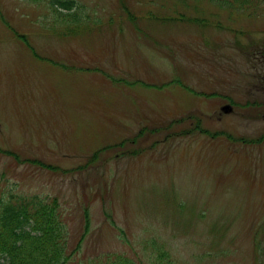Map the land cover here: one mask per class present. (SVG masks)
Segmentation results:
<instances>
[{
	"label": "rangeland",
	"instance_id": "374dc122",
	"mask_svg": "<svg viewBox=\"0 0 264 264\" xmlns=\"http://www.w3.org/2000/svg\"><path fill=\"white\" fill-rule=\"evenodd\" d=\"M79 1L61 34L0 0V194L56 197L73 248L86 209L74 263L264 264V0Z\"/></svg>",
	"mask_w": 264,
	"mask_h": 264
},
{
	"label": "trees",
	"instance_id": "16d2710c",
	"mask_svg": "<svg viewBox=\"0 0 264 264\" xmlns=\"http://www.w3.org/2000/svg\"><path fill=\"white\" fill-rule=\"evenodd\" d=\"M159 0H153L158 6ZM186 0H183L185 2ZM195 2L198 0H194ZM210 2H220L228 7H233L237 0H203ZM247 2V0H242ZM39 9L45 7V16L42 18L47 27L55 33L65 34L72 28L78 32L83 24L91 22L90 15L79 0H28ZM119 7L126 11L129 19L135 21V16L129 13L128 7H125L121 0ZM162 3V1H161ZM118 4V3H117ZM163 5V4H162ZM180 11V10H178ZM128 12V13H127ZM169 16L175 20L185 19L183 12L170 11ZM47 15V17H46ZM192 16V15H190ZM134 17V18H133ZM41 18V16H40ZM187 18L192 21L204 20L198 18ZM98 17L96 21H98ZM50 22V23H49ZM99 22V21H98ZM18 38L25 40V34L13 30ZM25 46L33 54L40 58L34 49L25 40ZM257 51L264 55V48L259 47ZM254 51V50H252ZM256 52V51H255ZM49 59V58H47ZM89 69V68H88ZM40 165L51 168L52 166ZM87 220V210L83 212V230L80 234L78 243L69 247L70 231L65 215L59 209V203L56 197L33 195H20L13 192L0 194V264H84L74 263V255L81 248V238L85 235L87 227L84 222ZM80 241V242H79ZM256 258L261 254V241H254ZM152 249V250H151ZM261 259V258H260ZM257 262V261H256ZM85 264H181L172 257L171 253L164 244L158 245L153 241L141 243L140 250L134 255L123 253H110L106 258L98 259L95 262Z\"/></svg>",
	"mask_w": 264,
	"mask_h": 264
},
{
	"label": "water",
	"instance_id": "95a60500",
	"mask_svg": "<svg viewBox=\"0 0 264 264\" xmlns=\"http://www.w3.org/2000/svg\"><path fill=\"white\" fill-rule=\"evenodd\" d=\"M227 107H228V106H223L222 109H225V108L227 109Z\"/></svg>",
	"mask_w": 264,
	"mask_h": 264
}]
</instances>
